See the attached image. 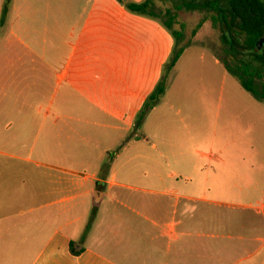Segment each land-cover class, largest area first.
<instances>
[{
  "label": "crops",
  "instance_id": "crops-1",
  "mask_svg": "<svg viewBox=\"0 0 264 264\" xmlns=\"http://www.w3.org/2000/svg\"><path fill=\"white\" fill-rule=\"evenodd\" d=\"M38 1V6L33 0L0 2V123L10 122L9 128L25 124L22 134L0 132V155L25 161H32L22 156L26 152L38 156L33 163L41 179L29 188H37L33 191L40 198L61 196L14 211L9 185L0 181V264H228L242 247L230 242L232 222L209 216L219 226H203L202 219L199 226H189L183 218L189 206L179 210L182 199L215 203L208 199L212 182L203 166L188 158L183 175L173 170L164 177L158 164L149 171L131 161L120 163L131 144L141 156L157 161L141 153V140L128 139L139 136L135 129L142 105L135 108L116 90L105 98L90 96L88 76L102 69L88 65L74 45L66 42L65 47V25L72 24V31L78 25L65 18L60 0L54 6ZM110 70L121 73L112 65ZM53 81L55 95L50 97ZM126 104H131L129 116L117 109ZM33 108L39 114V146L18 147L16 141L30 137L24 136L37 119ZM29 170L0 165V174L9 176ZM92 194L95 216L85 235L94 213L85 203ZM71 242L80 254L71 252Z\"/></svg>",
  "mask_w": 264,
  "mask_h": 264
},
{
  "label": "rangeland",
  "instance_id": "rangeland-1",
  "mask_svg": "<svg viewBox=\"0 0 264 264\" xmlns=\"http://www.w3.org/2000/svg\"><path fill=\"white\" fill-rule=\"evenodd\" d=\"M10 1L0 0L6 5ZM45 1L54 6L56 0ZM60 1L65 18L70 17L72 23L78 25L75 31L70 29L72 24L65 25V47L66 42L74 45V52L83 53L88 65L102 69L89 74L85 91H89L90 96L105 98L116 90L119 98L126 96L135 108L142 105L135 129L139 136L134 138L132 134L128 139L141 140V153L157 161L141 156L132 144L118 161H131L149 171L158 164L162 166L164 177L173 170L183 175L188 158L198 162L204 168V176L207 174L212 182L208 199L215 203H187L182 199L179 210L190 208L183 216L187 225L199 226L197 222L202 219L206 220L203 226H219L210 223L213 216L231 221L234 237L230 242L242 247L232 254L228 264H264V100L247 91L225 68L221 61L225 53L220 31L208 21L193 35L205 15L186 9L175 11V4L185 0H154L155 11L161 15L158 17L126 8L129 1L143 3L146 0ZM33 3L39 5L38 0ZM167 9L177 15L174 29L182 32L180 40L164 23ZM53 45L49 36V52ZM182 46L186 47L184 53L170 69ZM67 48L73 50L71 46ZM111 65L121 69V73L111 72ZM164 78L166 90L155 101L151 95ZM50 93V97L55 95L54 81ZM142 97L146 98L144 103ZM130 105L117 109L127 110L129 116ZM34 110L37 119L30 124L31 133L24 136L30 137L16 141L18 147H30L33 143L39 146V114L36 108ZM9 123H0V132H24L20 127L24 123H13L10 128ZM22 156L32 161L0 155V165L30 169L29 173L18 171L14 176L0 174V181L9 185L14 211L29 210L31 204L43 201L42 198L50 200L61 196L50 193L40 198L39 193L33 191L37 188H29L41 179V169L33 163L40 158L29 152ZM92 195L85 203L90 212H94L97 204Z\"/></svg>",
  "mask_w": 264,
  "mask_h": 264
},
{
  "label": "trees",
  "instance_id": "trees-1",
  "mask_svg": "<svg viewBox=\"0 0 264 264\" xmlns=\"http://www.w3.org/2000/svg\"><path fill=\"white\" fill-rule=\"evenodd\" d=\"M154 0L143 3L129 1L126 8L130 11L147 14L153 17L161 16L155 11ZM199 11L204 13V18L196 26L193 35L208 21L213 28L221 33L223 62L227 71L233 75L241 85L251 92L257 99L264 100V45L257 48V43L264 38V0H185L174 6L175 11ZM8 13V7L3 10V21ZM176 13L167 9L164 15L165 25L173 31L174 36L180 40L182 32L175 30ZM180 47L170 64L172 69L185 51ZM167 87L166 78L162 80L152 99L158 101ZM95 212L91 217L94 219ZM91 222L85 229V235L91 228ZM76 242H71V252L75 255L81 253L75 249Z\"/></svg>",
  "mask_w": 264,
  "mask_h": 264
},
{
  "label": "water",
  "instance_id": "water-1",
  "mask_svg": "<svg viewBox=\"0 0 264 264\" xmlns=\"http://www.w3.org/2000/svg\"><path fill=\"white\" fill-rule=\"evenodd\" d=\"M263 45H264V38H263V39H260V40L258 41V43H257V48H258V49H261Z\"/></svg>",
  "mask_w": 264,
  "mask_h": 264
}]
</instances>
